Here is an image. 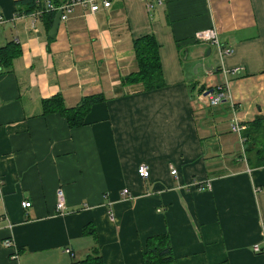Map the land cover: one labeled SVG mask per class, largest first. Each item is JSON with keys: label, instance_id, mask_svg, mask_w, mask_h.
I'll use <instances>...</instances> for the list:
<instances>
[{"label": "crops", "instance_id": "0c3cea01", "mask_svg": "<svg viewBox=\"0 0 264 264\" xmlns=\"http://www.w3.org/2000/svg\"><path fill=\"white\" fill-rule=\"evenodd\" d=\"M15 1L0 0V47L19 49L0 65V264H78L95 244L105 264H144L156 234L169 236L175 264H264V166H248L231 129L264 117V0H165L151 13L141 0L94 13L76 4L54 38ZM210 27L237 63L193 40ZM143 34L159 44L165 82L148 91L122 83L137 70L133 39ZM210 46L218 64L205 57ZM181 52L199 61L195 73ZM221 86L226 97L209 105L205 92ZM56 94L66 107L103 100L72 128L42 112ZM90 222L94 234H84Z\"/></svg>", "mask_w": 264, "mask_h": 264}, {"label": "trees", "instance_id": "16d2710c", "mask_svg": "<svg viewBox=\"0 0 264 264\" xmlns=\"http://www.w3.org/2000/svg\"><path fill=\"white\" fill-rule=\"evenodd\" d=\"M15 4L21 5L25 14L43 10L41 15L43 20L48 28L52 26L55 11H46L43 0H16ZM133 49L137 70L126 75L122 79V83H140L144 91L164 86L159 44L153 34H143L135 37L133 39ZM18 53V44L13 41L7 42L0 47V65L6 68L9 67L13 57ZM202 89L201 92L203 91ZM207 90L215 91L217 88L210 87ZM102 100V95H89L84 96L75 106L66 107L61 95L56 94L42 100V112L44 114L58 112L64 116L69 127H79L84 124L85 116L89 112L91 105ZM245 125L241 135L246 162L250 168L262 167L264 166V117L254 118L246 122ZM83 233L94 234L91 222L85 225ZM143 261L144 264H175L170 239L167 234H156L146 238ZM78 264H105L99 245L95 244L85 258L78 261Z\"/></svg>", "mask_w": 264, "mask_h": 264}, {"label": "built area", "instance_id": "2783aa9c", "mask_svg": "<svg viewBox=\"0 0 264 264\" xmlns=\"http://www.w3.org/2000/svg\"><path fill=\"white\" fill-rule=\"evenodd\" d=\"M100 1V3H99ZM144 2L145 4V8L146 11L148 13H151L154 8H156L157 6H160L164 3L165 0H141ZM43 2L45 3V10L49 11V10H53V11H60V17H59V21L60 22H64L68 19L69 14L72 12L74 5L76 4H87V10L90 13H94L96 12L100 5L104 8H107L110 6L111 4V0H68L67 2H65L64 4L60 5V6H55L51 0H43ZM43 13V10H38L35 11L34 14L37 16H41ZM0 20H2V14L0 12ZM193 40L196 42H209L212 44H215L217 47V55L220 59H222L223 56L225 55H230L233 52V49L229 46H224L222 45V43L220 42L219 39V33L217 31V29L215 27H210V28H205L202 30H198L196 32H194L193 34ZM242 68H236L234 70H231V73H238ZM211 93V92H210ZM209 93V99H208V103L209 105L211 104H217L218 102H220L221 100H223L226 97V93L223 90V87H219L217 88L216 91H214V93ZM231 129L237 133L241 132L244 129V125L240 124L238 122H235L234 124H232ZM175 170H172V173H174ZM137 173L140 176V178L142 179H146L147 177H149V169L147 167L146 164L142 163L137 167ZM199 187V186H198ZM208 187V184H207ZM121 194L123 196H129V191L128 189L124 188L121 191ZM56 202H55V210L58 213H61L63 210H65V198H64V194L62 192V190H58L57 194H56ZM21 206L22 207H29L30 206V202L29 201H23L21 202ZM2 245L6 248H10L13 244H12V240L10 238H5L2 240ZM262 250V248L260 247L259 244L255 243L253 245V251L254 252H260ZM16 256V252H14V254L12 255V257Z\"/></svg>", "mask_w": 264, "mask_h": 264}, {"label": "rangeland", "instance_id": "374dc122", "mask_svg": "<svg viewBox=\"0 0 264 264\" xmlns=\"http://www.w3.org/2000/svg\"><path fill=\"white\" fill-rule=\"evenodd\" d=\"M210 47H211V46H210ZM211 49H212L211 54H209L208 56H205V57L208 58V59H210V60H212L214 64H216V63L218 64V58H217V56L215 55V48H214V47H211ZM186 55H187V54H186L185 52H181V53L179 54V60H180V63H181L182 65H185V64H186V65L189 67L190 71H191L192 73H195L194 67H195V65H196L197 63H199V61H197V62H191V60H190L191 56H187V57H186ZM225 63H226V66H227V67H229L230 64L233 65L234 63H237V55H236V53L234 52V53L231 55V57L226 58V59H225ZM197 70H198V68H197Z\"/></svg>", "mask_w": 264, "mask_h": 264}, {"label": "water", "instance_id": "95a60500", "mask_svg": "<svg viewBox=\"0 0 264 264\" xmlns=\"http://www.w3.org/2000/svg\"><path fill=\"white\" fill-rule=\"evenodd\" d=\"M59 17H60V11L58 10L55 15H54V19H53V22H52V26H51V29L48 33L49 37L51 38H54L56 32H57V28H58V25H59ZM209 53V52H207ZM197 66H200V64H197L194 68V70L196 71V67ZM212 92V90H207L205 93H210Z\"/></svg>", "mask_w": 264, "mask_h": 264}]
</instances>
